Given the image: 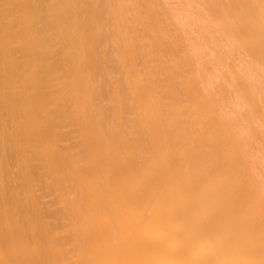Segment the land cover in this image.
I'll return each instance as SVG.
<instances>
[{
	"label": "bare ground",
	"instance_id": "obj_1",
	"mask_svg": "<svg viewBox=\"0 0 264 264\" xmlns=\"http://www.w3.org/2000/svg\"><path fill=\"white\" fill-rule=\"evenodd\" d=\"M0 264H264V0H0Z\"/></svg>",
	"mask_w": 264,
	"mask_h": 264
}]
</instances>
